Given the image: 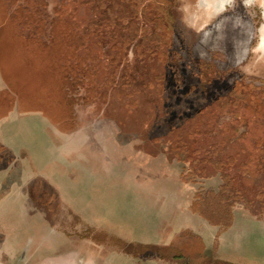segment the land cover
<instances>
[{
	"label": "rangeland",
	"instance_id": "obj_1",
	"mask_svg": "<svg viewBox=\"0 0 264 264\" xmlns=\"http://www.w3.org/2000/svg\"><path fill=\"white\" fill-rule=\"evenodd\" d=\"M200 1L0 0V120L21 106L0 123V183L13 160L21 173L1 229L23 233L35 258L74 250L80 264H152L124 248L151 256L148 245L188 231L213 237L206 264H264L263 224L243 217L220 241V226L190 210L196 193L209 194L223 199L225 221L264 222L260 2L233 0L220 15ZM65 75L66 103L53 104ZM29 108L73 117L70 157L55 158ZM43 179L61 197L57 224L45 218L54 200L42 197ZM157 253L161 264L181 256Z\"/></svg>",
	"mask_w": 264,
	"mask_h": 264
},
{
	"label": "crops",
	"instance_id": "obj_2",
	"mask_svg": "<svg viewBox=\"0 0 264 264\" xmlns=\"http://www.w3.org/2000/svg\"><path fill=\"white\" fill-rule=\"evenodd\" d=\"M8 87L4 86L2 83V79H1V74H0V93H2V91H4L5 89H7ZM21 107L20 105H15L12 109L11 112L5 114L4 116H1L2 120H0V123H6L7 121H11V119H15L16 116L18 115V113H15V111H17L16 109ZM31 110H27L26 113H30V114H41L42 116V124L44 125V128L46 130H48L50 132V135L53 137L54 139V147H53V151L54 154L56 155L55 158H62V157H70L72 154V152L75 150V145L74 140L75 137V133L70 134L68 132H66L65 130V126H71L73 124L71 123H65L63 121H58V119L55 118H50L49 115H47L46 113H42L39 111H34L37 109L32 110L33 108H29ZM2 126V125H1ZM0 126V129H1ZM68 128V127H67ZM68 130V129H67ZM72 135L70 137V135ZM70 138H67V137ZM3 135L2 132H0V146H2L5 149L9 150L8 147L3 143ZM73 142V143H72ZM65 150H68L69 153ZM17 163H15V161L13 160L10 163V166L7 168L5 174V181L1 184L0 183V187L1 190L3 191V193L1 194L0 192V264H80L79 262V258H78V254H76V251L74 250H63L61 252H57V254L55 255H49L46 257H41V258H35L34 255L37 253L36 249H28L26 250L25 244L23 245L22 242L20 241L21 239V234L23 233H18L15 232L14 234H12V232H2L3 228V222H6L7 220H9L10 218V213H11V209L10 206L13 203L12 200L9 196H10V190L13 189V186L16 184L17 179H19L21 173L20 171H18L17 168ZM14 168V169H13ZM7 179H9L7 181ZM40 182H42L43 184V189H41L42 191V197H44V199L48 198V195L46 196V191L53 197L54 203H50L48 201H46L44 203V212H45V218L46 219H50L51 221H53L54 224H57L61 221L60 218V206H61V197L57 195V193L54 191L55 189L51 187V185H49L47 180H41ZM21 185V188L23 186L22 182H19ZM18 185V186H19ZM20 187V186H19ZM25 198H23V200L21 201L23 205V207L25 208V210L27 209L26 207L31 206V203L29 202V197H27V194L25 193ZM47 197V198H46ZM43 212V213H44ZM41 213L40 215L42 216ZM242 213H238L235 216V220H234V225H232V227L228 228L227 230H220V241L226 237V235L231 232L232 228L236 225V223H238L239 219L241 218H246L247 222H251L254 223L255 225H259L258 223H260L261 225H264V222L262 220H258L255 219L254 217H249L246 215H241ZM239 216V217H238ZM246 221V220H245ZM46 232V233H45ZM261 232H264V227H262ZM26 233V232H25ZM44 236L46 237L48 236V231H44ZM52 236V235H49ZM202 237V240L205 244V255L206 256H210L215 254L216 252H210V246L213 243V237L211 236L209 238L208 242L207 240H205L204 235H200ZM210 236V234H209ZM14 239V241H13ZM31 243L33 242V237L29 238ZM49 239H51V237H49ZM54 240V239H53ZM53 240L51 242H53ZM16 243L17 246L16 247H12V245ZM30 243V242H29ZM37 247V246H36ZM224 249L223 245H220V250ZM25 250V251H23ZM209 250V251H208ZM27 253L30 254L28 257H26V254H24V256L20 257L19 252L22 253ZM23 259H25V261H23ZM152 264H161L160 261L156 260V259H152ZM170 264V263H169Z\"/></svg>",
	"mask_w": 264,
	"mask_h": 264
},
{
	"label": "trees",
	"instance_id": "obj_3",
	"mask_svg": "<svg viewBox=\"0 0 264 264\" xmlns=\"http://www.w3.org/2000/svg\"><path fill=\"white\" fill-rule=\"evenodd\" d=\"M68 68L69 70L72 68V66H69L68 64ZM72 70V69H71ZM65 82H68V76L65 75L64 77H58V83H57V91H56V96L54 97L53 100V104H64L65 99H64V94H63V85L65 84ZM66 85V84H65ZM61 94H63L61 96ZM67 111H69L68 109H66ZM65 108L62 110V112L60 113V115L58 117H54L55 119H58V121H63V122H68L70 121L73 117H71L70 115H66L65 114ZM66 129V128H65ZM68 129V128H67ZM227 189V188H226ZM234 193V192H233ZM200 193H196L191 205H190V210L193 213H197L200 216H202L204 219H206L211 225L214 226H220V230H227V227L231 226L233 223V215H232V220L231 222L225 221L224 218H226V215H224V212H220V202H222V200L220 201V197L219 198H214L211 197L212 199H208V195L206 197L204 196H200ZM213 194H210V196H212ZM238 196V194H236ZM192 232H183L182 234L179 235V239H181L182 241L180 242H172L173 244H169V245H165V246H158V245H153L150 244L148 246H150L149 248L151 250H154L151 256H147L143 255L145 253H141L140 255H137L134 253L133 250H128L126 247L125 252L128 253H132L134 256H136L137 258H146V259H156L158 261H165L166 263H168L169 261H166V259L163 258V255H158L157 251L163 252L164 254H173L174 252H181V256L178 255H174L173 254V264H206L209 263L210 257L206 256L204 253V247L205 244L202 240V238L198 235H193L190 234ZM143 245V244H140ZM147 246V247H148ZM156 250V251H155ZM144 252V251H143ZM187 255L192 261H185L184 257H182V255ZM197 259V260H196ZM196 260V261H194ZM204 261V262H203ZM212 262V260L210 261ZM216 264H219V261H215ZM220 264H230V263H226V262H222L220 260Z\"/></svg>",
	"mask_w": 264,
	"mask_h": 264
},
{
	"label": "bare ground",
	"instance_id": "obj_4",
	"mask_svg": "<svg viewBox=\"0 0 264 264\" xmlns=\"http://www.w3.org/2000/svg\"><path fill=\"white\" fill-rule=\"evenodd\" d=\"M233 0H202L201 5L206 9V11L212 10L214 14H221L225 9L231 6ZM257 0H247L246 6H251ZM260 6L262 9V14L264 16V0H259ZM259 49L261 54L264 56V24L260 28V40H259Z\"/></svg>",
	"mask_w": 264,
	"mask_h": 264
},
{
	"label": "flooded vegetation",
	"instance_id": "obj_5",
	"mask_svg": "<svg viewBox=\"0 0 264 264\" xmlns=\"http://www.w3.org/2000/svg\"><path fill=\"white\" fill-rule=\"evenodd\" d=\"M234 1H235V0H234ZM221 14H223V13H221ZM221 14H220V15H221Z\"/></svg>",
	"mask_w": 264,
	"mask_h": 264
}]
</instances>
